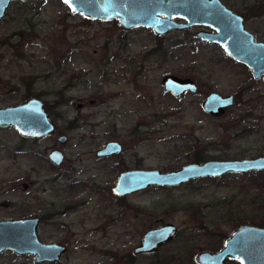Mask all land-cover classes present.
<instances>
[{
    "label": "rangeland",
    "instance_id": "rangeland-1",
    "mask_svg": "<svg viewBox=\"0 0 264 264\" xmlns=\"http://www.w3.org/2000/svg\"><path fill=\"white\" fill-rule=\"evenodd\" d=\"M22 3L0 26V108L42 99L58 134L28 139L0 128V221L39 217L42 241L68 248L59 262L43 264H194L240 225L264 227L254 200L264 197V172L128 197L113 192L129 169L264 156V83L248 68L198 39L199 29L160 37L85 19L61 0ZM168 75L197 81L200 90L174 98L163 86ZM210 93L235 95L234 105L221 117L206 114ZM112 141L123 151L98 157ZM54 150L64 155L59 166L49 158ZM165 224L176 225L175 239L134 255L144 235ZM0 264L36 262L3 251Z\"/></svg>",
    "mask_w": 264,
    "mask_h": 264
},
{
    "label": "water",
    "instance_id": "water-1",
    "mask_svg": "<svg viewBox=\"0 0 264 264\" xmlns=\"http://www.w3.org/2000/svg\"><path fill=\"white\" fill-rule=\"evenodd\" d=\"M31 0H0V26L14 2ZM73 14H79L92 21L111 22L117 20L124 31L146 28L157 36L173 31H186L194 25H208L216 34L201 32L199 37L211 44H217L238 63L251 69L259 80L264 75V43L255 40L243 24L219 0H61ZM183 20L184 22H178ZM239 22V23H238ZM238 23V24H237ZM231 24V25H230ZM1 47V43H0ZM165 90L175 97L196 92L198 87L191 79L168 75L163 79ZM234 95L222 96L211 93L203 102V110L221 117L234 105ZM0 128H14L28 139L53 137L58 126L42 99L30 98L16 106L0 108ZM59 141L66 143L67 137ZM123 147L119 142H108L98 151V157L120 154ZM50 160L61 165L64 155L54 150ZM264 172V156L240 160H212L190 163L173 171L159 169L132 170L122 173L114 188L118 197L132 196L150 187L179 186L201 178H221L231 174ZM40 218L0 221V253L12 251L19 256L31 255L36 264L55 263L67 253L62 244L45 243L40 238ZM178 233L174 224L149 230L134 255L153 254L162 246L173 241ZM228 258L240 264H264V227L242 226L217 254L204 252L197 257L199 264L225 263Z\"/></svg>",
    "mask_w": 264,
    "mask_h": 264
},
{
    "label": "flooded vegetation",
    "instance_id": "flooded-vegetation-1",
    "mask_svg": "<svg viewBox=\"0 0 264 264\" xmlns=\"http://www.w3.org/2000/svg\"><path fill=\"white\" fill-rule=\"evenodd\" d=\"M229 11H231L236 17H239V18H242L243 19V24H244V27L245 29L251 33L254 37H255V40L258 41V42H263L264 43V32L262 31H259V30H252L251 28H253V25H255L257 27V29H264V0H219ZM178 22H184L183 20H177ZM239 23V22H238ZM237 23V24H238ZM231 25V24H230ZM193 29H199L195 32V36L206 42L204 39L200 38L199 37V33L201 32H210L212 34H216L217 31L215 30H212V28L208 25H194L192 28H190L189 30H193ZM1 43V42H0ZM208 43V42H207ZM2 46V44H1ZM226 56L228 59L234 61L236 64L238 65H242L244 66L245 68H248L247 66L241 64V63H238L232 56L228 55L226 53ZM250 71L251 69L248 68ZM252 73V71L250 72ZM255 81L257 82H262L264 83V75L259 79V80H256L254 78ZM194 81V80H193ZM198 87V89L200 90V84L197 83V81H194ZM166 91V90H165ZM167 92V91H166ZM169 93V92H167ZM171 94V93H169ZM186 94H189L186 93ZM211 94V93H210ZM209 94V95H210ZM208 95V96H209ZM171 96H173L174 98H177L178 97H175L173 94H171ZM182 97V96H181ZM179 97V98H181ZM207 97V96H206ZM205 97V98H206ZM235 97V95H234ZM236 99V97H235ZM45 102V101H44ZM46 104V108L47 110L49 111L48 109V104L45 102ZM82 107V104H80V108ZM50 113V112H49ZM51 114V113H50ZM207 114V113H206ZM58 134V133H57ZM56 134V135H57ZM55 135V136H56ZM100 151V150H99ZM98 153V151H97ZM110 157H113V156H110ZM108 157V158H110ZM103 158V157H101ZM105 158V157H104ZM145 168H136V169H129V170H125V171H122L120 172V174L118 175L117 177V180H116V183L113 187V192H114V188L117 184V181H118V178L119 176L126 172V171H132V170H144ZM170 171H173V170H170ZM166 172V171H164ZM231 175H240V174H231ZM228 176V175H226ZM224 176V177H226ZM222 178V177H221ZM214 179H217V178H214ZM196 181V180H195ZM191 182H194V181H191ZM191 182L189 183H185V184H181L179 186H172V187H168V186H157V187H162V188H167V189H172V188H176V187H180L182 185H186V184H190ZM115 194V193H114ZM118 197V196H117ZM124 197H128V196H124ZM36 218V217H35ZM39 218V217H37ZM41 220V219H40ZM167 225V224H165ZM245 225H252V224H242L239 226L238 229H236L231 235H228V236H225L222 238V244L220 245H217V244H211L210 246H215V247H220L218 249H215V250H204L200 253H198L195 257V261H194V264H199V262L197 261V257L204 253V252H207V253H211V254H217L219 252H221L226 246H227V242L228 240L242 227V226H245ZM164 225H161L157 228H160ZM253 226H257V225H253ZM155 229V228H153ZM217 245V246H216ZM67 247V246H66ZM145 255V254H144ZM161 264H167V263H161ZM216 264H222V263H216ZM224 264H240L237 260L233 259V258H228L225 260V263Z\"/></svg>",
    "mask_w": 264,
    "mask_h": 264
},
{
    "label": "trees",
    "instance_id": "trees-1",
    "mask_svg": "<svg viewBox=\"0 0 264 264\" xmlns=\"http://www.w3.org/2000/svg\"><path fill=\"white\" fill-rule=\"evenodd\" d=\"M34 1V0H33ZM38 1V0H37ZM18 4H21L22 2L21 1H19V2H17ZM22 4H27V3H22ZM199 161V160H198ZM256 202V204H259V206H260V211H264V197H256L255 199H254Z\"/></svg>",
    "mask_w": 264,
    "mask_h": 264
},
{
    "label": "snow or ice",
    "instance_id": "snow-or-ice-1",
    "mask_svg": "<svg viewBox=\"0 0 264 264\" xmlns=\"http://www.w3.org/2000/svg\"><path fill=\"white\" fill-rule=\"evenodd\" d=\"M65 2L67 3V2H68V0H65Z\"/></svg>",
    "mask_w": 264,
    "mask_h": 264
}]
</instances>
